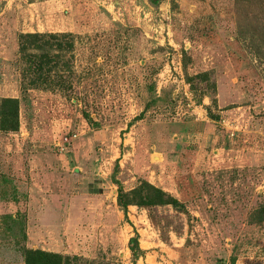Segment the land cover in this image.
I'll return each mask as SVG.
<instances>
[{
  "label": "rangeland",
  "instance_id": "rangeland-1",
  "mask_svg": "<svg viewBox=\"0 0 264 264\" xmlns=\"http://www.w3.org/2000/svg\"><path fill=\"white\" fill-rule=\"evenodd\" d=\"M26 32L69 82L21 89ZM1 97L0 264H264V0H0ZM145 181L180 205H118Z\"/></svg>",
  "mask_w": 264,
  "mask_h": 264
},
{
  "label": "trees",
  "instance_id": "trees-1",
  "mask_svg": "<svg viewBox=\"0 0 264 264\" xmlns=\"http://www.w3.org/2000/svg\"><path fill=\"white\" fill-rule=\"evenodd\" d=\"M73 46L70 33H20L18 35V54L22 63L21 89L23 91L31 88L47 90L63 82H69V75L64 76L63 71L71 69L70 58L66 53L72 50ZM195 78L207 81V73H199ZM19 104L18 97L0 98V131L18 130ZM117 203L123 208L131 204L180 205L176 197L146 181L143 185L129 191H124L121 187L118 188ZM129 243L131 250H135L138 246L136 237H131ZM82 259L78 255L61 254L41 248H25L24 250L25 264H81Z\"/></svg>",
  "mask_w": 264,
  "mask_h": 264
}]
</instances>
